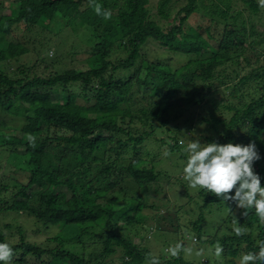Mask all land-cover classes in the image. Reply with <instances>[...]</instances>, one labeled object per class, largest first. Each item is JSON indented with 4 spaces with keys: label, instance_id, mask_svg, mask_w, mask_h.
Here are the masks:
<instances>
[{
    "label": "trees",
    "instance_id": "16d2710c",
    "mask_svg": "<svg viewBox=\"0 0 264 264\" xmlns=\"http://www.w3.org/2000/svg\"><path fill=\"white\" fill-rule=\"evenodd\" d=\"M17 1L7 7L0 0V64H16L30 53L8 36L19 26L23 34L48 32L51 26L55 35L66 28L83 30V42L91 46L85 70H55L56 60L40 58L38 51L31 65L18 64L12 75L0 71V157L13 154L12 166L21 173V180L0 179V215L23 214L45 231L60 229L35 243L25 239L20 227L14 232L0 223V241L14 246L12 264H149L154 257L144 245L147 235L152 230L177 233L181 208L159 211L171 205L166 191L160 206L147 202L161 177L155 172V155L147 161L144 157L150 155L139 153L149 140L157 150L164 146L181 158L183 139L255 143L261 159L253 167L264 184V36L255 30L264 11L258 0H241L246 9L239 12L233 0H186L174 13L172 0H157V19L151 10L154 0H95L110 13L107 19L95 13L92 0ZM3 9L9 14L1 15ZM243 10L248 19L233 30ZM199 11L207 23L197 20L191 28L190 18ZM161 20L173 25L166 29ZM228 20L233 21L229 26ZM151 52L162 57L150 59ZM249 82L259 96L243 94ZM215 98L228 101L231 118L210 113L194 120L195 108H214ZM177 114L189 119L182 128L169 129ZM7 118L20 127H8ZM158 134L164 138L156 139ZM196 193L195 219L190 228L183 224L180 229L192 243L211 247L210 255L223 248L221 257L213 256L216 262L209 256L204 264H239L243 255L260 252L264 221L254 210V222L242 210L244 217L232 224L235 205L227 202L222 219L213 214L202 225L204 212L218 211L220 206L213 205L223 201L203 190ZM148 209L159 211L152 219L155 225L146 226L143 212ZM15 235L18 239L11 242ZM181 252L164 264H194Z\"/></svg>",
    "mask_w": 264,
    "mask_h": 264
},
{
    "label": "rangeland",
    "instance_id": "374dc122",
    "mask_svg": "<svg viewBox=\"0 0 264 264\" xmlns=\"http://www.w3.org/2000/svg\"><path fill=\"white\" fill-rule=\"evenodd\" d=\"M11 1H13L15 5L18 3L17 0H6L5 5L8 7V3H11ZM208 1L209 0H196L198 4H202V3L206 4ZM258 1L260 2V0ZM156 2L157 0H154L151 5V6H154L151 10H152V14L156 16L155 19L158 18L157 9L155 8ZM235 2H236L235 11L239 12L241 11L242 8L246 9L245 6L242 5L243 3L241 2V0L232 1L233 4H235ZM171 3H172V9L170 11L171 13H174L175 11L179 10L181 7L185 6L188 2L186 0H178V1L172 0ZM263 11H264V6H263ZM260 13L261 15L263 14L262 11ZM8 14L9 12L7 9H3V11L1 12V15H8ZM202 14L204 13L202 11H199L198 15L192 16L190 18L189 25L191 26V28H193L194 22L196 23L197 20L198 22L201 21L202 24L207 23V17H204V18L201 17ZM198 16L203 18V20H201V18L199 19ZM246 19H248V16L246 15V11L243 10V12L238 16V18H236V22L233 23L234 27H232V29L237 31L240 27V24ZM161 21H162L161 24H163L164 27H166V29L168 25H171V26L173 25L172 22H169L167 20L166 22L164 20H161ZM2 22L3 21H1L0 24H2ZM232 22H233L232 20H228L226 24L229 26L231 25ZM261 23L262 25H259L258 27H256L255 30H257L258 32H261L264 36V21L262 20ZM0 26L3 27V25H0ZM21 29H22L21 26H19V28H15L13 31H11V34H9L8 36H10L9 38L13 39L14 41H21L22 43H24L25 46L28 47L30 53L22 57L19 60V62L16 64L14 62H10L7 64L6 63L0 64V71H3L4 73H7L9 75H12V72H14L16 67L19 66L18 64L31 65L32 63H34L37 58V54H38L36 52L38 51H39L38 55L40 58H44L47 56L49 60H53V59L56 60L57 63L54 65L55 70L62 71L63 69H81V70L86 69V66L84 64V59L88 57L87 53L90 50L91 45L87 43L85 44L83 42L84 39L81 34L83 30L73 32L69 28H66L60 33H58V35H55L54 31L56 29L54 26H51L49 28L50 31L48 32L47 30H44L43 32H39L40 30H33L29 34L21 33ZM193 36H196V33L193 32ZM160 53L161 52H154V53L151 52L149 53L148 57L152 59L156 55V56H159V58H161L162 54ZM248 70L249 69L247 68L244 74H246ZM254 86L255 85L253 82H249V85L241 90L243 94H246L248 91L252 92V93L248 92V94H250L248 99H251L253 95L259 96L257 95L258 92H256V94L254 93L255 91L253 92ZM234 93H236V90L234 91ZM237 93L241 94L240 92H237ZM261 95H263V93ZM214 102L216 103L214 108H212L211 106L204 107L203 109L196 107L195 116L194 114H192L191 116L192 117L194 116V120H197L201 118H206L208 117L210 113H214L216 114L217 117L221 118L222 120L228 121L233 114V112H231V110H228L226 107L228 106L227 105L228 101L223 102L221 101V99L215 98ZM184 109H188V105H184ZM177 116L178 117L176 119H173L172 122H170V124L168 125L169 129H172L173 127H176V126L178 128H182L183 121H185L186 119H189L187 115L177 114ZM262 117L264 118V114L262 115ZM7 119H8L7 120L8 127H14V126L20 127L21 123L19 121L14 122L13 120L9 118ZM221 129L222 128L218 127V131H221ZM155 138L159 140L161 138H164V135L158 134V137H155ZM237 139H239V137H237ZM181 141H183L184 144L187 143V141H184V139ZM237 143L244 145V143H248V141H244V143L238 141ZM155 145L156 144L154 143L153 140H149L146 142V144H144L141 147V149H139V153L145 154L146 152L150 155V156L144 157L145 160L147 161H150L151 157L155 155V157L153 158L154 165H155L154 167L156 168L155 172H157L158 170L161 173L159 184L153 185L152 190L150 189V191L147 193L148 194L147 202L149 204L156 203L158 206H160V204H162L161 201L166 191L167 196L170 198L171 205L166 209L161 207L159 211L164 212L165 210L166 212L167 211L173 212L174 210H177V208L181 207L178 210V215H177L179 218V223H178L179 230L177 231V233H174L172 235L171 234L166 235V234H161L157 231L154 232L153 230L149 232V234L146 232H143V235L148 234L147 241L145 242L144 245L149 250H151V255L154 258H156L158 262H161V264H164L165 258L168 259L169 256H175L172 254V248L177 243L181 244L179 237L181 234H183V229H180V228H182L183 224L186 225V227L190 228L191 220L195 219V216L197 213H193L195 212L193 211V209L195 208L192 202H199V198L197 197L196 191L198 190L201 191V190L191 188L187 184V182L182 178L180 171L184 163V160H183L184 156H182L181 158V157H178L177 154L173 155L169 153L168 155H165L167 148L162 146V150H157ZM257 150H258V147H257ZM7 154L8 153L6 152L4 156L0 157V179L5 178V177L6 179H9V178L14 179L15 177L16 179L21 180L20 171L16 170L12 166L13 161H14L13 159L14 157L12 156L13 154H10V155L9 154L7 155ZM179 176L180 178H178ZM175 178L177 179V182ZM24 181L25 180L22 179V182ZM180 182H182L185 185L184 191L181 189V186L179 184ZM154 188L157 189L158 191L156 194L154 193ZM185 193L188 194L189 196L188 198H186ZM222 204L224 203L222 202L220 205H217L215 203L213 205V206H220V208H218V211H216L214 208H211L210 211L206 210L204 212L206 220L202 223V225H206L210 216L213 214H214L213 218H215L216 220L219 221L220 219H222L223 217L222 214H225V212L228 211V209L223 210L224 207L222 206ZM159 211L155 213L154 210L148 209L143 212V215L145 218L144 220H147L146 226L155 225L152 219L159 213ZM241 211H242L241 209H237L235 207V211L232 213V217H234L232 224L238 223L239 218L244 217ZM256 219L257 217L255 213L250 212L248 215L247 221L254 222V220ZM0 223L2 225L4 224L10 225V227H12L13 229L12 231L20 227L24 231L25 239L29 242H35V243L43 242L47 236H52L60 231L59 228H50L49 230L45 231L43 230L41 226L37 225L33 221V219L23 214L9 213L5 215H0ZM210 224H212L213 226V221L210 222ZM233 230L234 229L230 230V233H232ZM245 231L248 232L249 230L245 228ZM254 233L256 234V232ZM188 236L186 235V232H184L183 234L184 239L182 240L183 250H181L182 258L184 260L194 262V264L195 263L198 264L199 262L200 264H204L205 259L210 256V261L216 262L215 260L216 255L215 254L210 255V253H212L211 247L210 248L208 246L203 247L199 243L198 244L192 243L193 239L190 240L191 236L189 237ZM17 239L18 237L16 235L9 237V240L11 242L16 241ZM135 242L139 243V240L135 239ZM164 242H168V243L164 245ZM213 256H215V258H213ZM213 262H211L210 264H212ZM149 264H150V261H149Z\"/></svg>",
    "mask_w": 264,
    "mask_h": 264
},
{
    "label": "clouds",
    "instance_id": "9594fccd",
    "mask_svg": "<svg viewBox=\"0 0 264 264\" xmlns=\"http://www.w3.org/2000/svg\"><path fill=\"white\" fill-rule=\"evenodd\" d=\"M92 3L97 15L110 18V13L104 11L95 0ZM260 3L264 6V0H260ZM181 144L185 158L180 174L191 188L215 195L225 207L227 202H231L245 214L254 210L264 221V184L253 167L261 159L255 143H202L199 138H189L186 144L183 141ZM165 155H168L167 151ZM236 234H240L239 229ZM181 250L182 245L177 243L172 248V254L177 255ZM222 253L220 246L214 250L217 257H221ZM13 259L14 246L0 241V264H12ZM150 264L159 262L152 258ZM240 264H264V245H261L259 253L243 255Z\"/></svg>",
    "mask_w": 264,
    "mask_h": 264
}]
</instances>
